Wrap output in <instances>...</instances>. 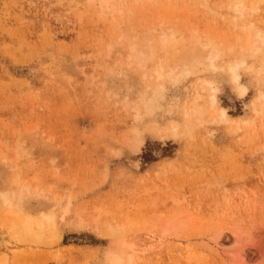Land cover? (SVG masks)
<instances>
[{"label": "rangeland", "instance_id": "374dc122", "mask_svg": "<svg viewBox=\"0 0 264 264\" xmlns=\"http://www.w3.org/2000/svg\"><path fill=\"white\" fill-rule=\"evenodd\" d=\"M236 1L0 0V192L28 186L22 212L57 213L63 236L19 240L0 205V264H264V51L240 70L248 96L227 71L242 55L227 52L217 70L189 66L150 93L152 72L167 73L166 54L181 57L183 44L246 45ZM258 7L246 25L264 33ZM162 29L174 35L160 48ZM202 79L215 83L227 122L211 115ZM193 106L198 125L182 113ZM173 125V137L155 130Z\"/></svg>", "mask_w": 264, "mask_h": 264}, {"label": "bare ground", "instance_id": "6f19581e", "mask_svg": "<svg viewBox=\"0 0 264 264\" xmlns=\"http://www.w3.org/2000/svg\"><path fill=\"white\" fill-rule=\"evenodd\" d=\"M135 2H133L134 4H136V1L137 0H134ZM150 1V0H149ZM152 1V0H151ZM169 1V0H168ZM234 1V0H233ZM264 0H239V1H236V2H232L233 4H231V5H228L229 6V8H230V6L233 8L232 10H234L235 11V13H236V17H235V21H239L240 22V24L242 25L241 27V31H242V34L244 33L246 36V38H245V43H246V45H241L240 46V44L237 46V47H239L238 48V50H236V49H234V47L233 46H231V44L227 47L228 48V50H226V51H224L222 48H220V47H218L217 45H215L214 43H209V44H206V43H204V42H201V41H197V42H194V43H192V44H188L187 46H185V44H183V46H180V47H178V48H176L177 49V51L176 50H173L172 52H179V54L178 55H181V57H176L175 56V54H173L176 58L174 59V61H173V58H174V56L172 57V53H168V54H166L167 56H166V58H169V56L171 55V63H173V64H171V66H170V64H168L169 65V69H168V65H167V63L165 64L166 66H167V73H163L162 72V67L161 66H159V69H156V72L154 73V72H152L153 74H155V76L157 77H154L155 78V80H159L158 82L156 81V84L154 85L153 84V88L151 89V91L152 92H150L151 93V96L153 95H156L158 92H160V91H162L163 90V88H164V86H163V84H161L160 82V80H164V79H169L170 81H176L177 80V73H181V75H179V76H182L183 74V76H187V74H189V69H188V67L190 66H195V65H202V66H204V65H208V66H210L211 68H212V70L214 71L215 69H216V64H215V62L222 56V55H224L225 54V52H227V53H229V54H231V53H235L234 55H237L238 56V54H241L242 55V57H241V59H239V60H237V61H233L232 60V62L233 63H231V64H229L228 65V69H227V71L229 72V75L231 76V80L235 83V85H236V87H237V90L240 92V94L242 95V96H246L247 95V93H248V89H247V87L245 86V85H243L241 82H240V79H241V75H240V70H242V69H246V68H248L247 67V62H246V58L248 57V59L249 58H255L256 56H258L259 54H262V52L264 51V33L263 32H261V31H256L255 33L254 32H252L253 30H255V26L253 25V22H252V24H249V25H246L247 23L246 22H248L249 20V16L252 14V13H255L257 10H258V6H259V4L261 3V2H263ZM142 2H143V0H142ZM141 2V3H142ZM147 2H148V0H147ZM139 3V2H138ZM121 4V3H120ZM125 5V4H124ZM129 5V4H128ZM132 5V4H131ZM137 5V4H136ZM130 6V5H129ZM135 6V5H134ZM127 7V6H126ZM132 7V6H131ZM173 8H175V7H173ZM122 9H126V8H122ZM128 11H129V9H127ZM126 10V11H127ZM233 11V12H234ZM116 13H118V15H120V13H121V11L120 10H117V11H115ZM120 12V13H119ZM122 14H123V12H122ZM119 17H121V15L119 16ZM122 18V17H121ZM168 18V17H167ZM131 20V19H130ZM129 19H128V21H130ZM127 21V22H128ZM162 22V21H161ZM238 22V23H239ZM120 23V22H119ZM157 23V22H156ZM160 23V22H159ZM116 25H117V23H116ZM129 25V24H128ZM156 25V24H155ZM235 25V24H234ZM239 25V24H238ZM151 25H149V27H150ZM153 26V25H152ZM160 26H162V25H160ZM173 26V25H172ZM175 26V25H174ZM148 28H147V26H146V30H147ZM166 29V28H165ZM163 30V29H162ZM166 30H170L171 31V28L170 29H166ZM173 30V29H172ZM261 30V29H260ZM145 31V30H144ZM164 31L165 30H163V32L162 31H160V33L159 34H155V36H157L159 39L157 40V42L158 41H160L159 43V47L161 48V46L163 47V46H166L167 45V40H168V38L169 37H171L170 36V34H172V36L174 35V32L173 33H171L170 31H168V32H170V34L169 35H167L166 36V34L164 33ZM192 31V30H191ZM149 32V31H148ZM166 32V31H165ZM196 32V31H195ZM155 33V32H154ZM167 33V32H166ZM124 34V35H123ZM122 35L123 36H125V33H123ZM149 34L150 33H144V36H143V38H144V42H145V37H147L148 36V39H149V37H151V36H149ZM162 34V35H161ZM196 34V33H195ZM121 35V36H122ZM160 35V36H159ZM137 36H138V34L136 35V36H134V38L133 39H135V38H137ZM169 36V37H168ZM139 37V36H138ZM241 36H239L238 38H236V40L235 41H238L239 40V38H240ZM122 37H120V39H121ZM141 38V37H140ZM194 38V37H193ZM192 38V40H194ZM206 38V37H205ZM125 39V37L123 38V40ZM137 39H139V38H137ZM148 39H146V42H145V46H146V43L147 44H149V40ZM155 39V38H154ZM170 39V38H169ZM142 40V42H143V39H141ZM191 40V42H193ZM147 41H149V42H147ZM208 41V40H207ZM225 41V40H224ZM137 42V41H136ZM219 42V41H218ZM239 42H240V40H239ZM238 42V43H239ZM243 42H244V40H243ZM156 43V42H155ZM155 43L153 44V45H149V47L151 46H154L155 45ZM237 43V42H236ZM240 43H242V42H240ZM219 44H220V42H219ZM218 44V45H219ZM229 44V43H228ZM133 45H134V42H132V50H133ZM136 45V44H135ZM161 45V46H160ZM219 46H222V44L221 45H219ZM225 46V45H224ZM181 47H184V49H185V47H186V52L183 54V50H182V53H180V50L182 49ZM153 48V47H152ZM171 48V47H170ZM178 49H180V50H178ZM151 50V49H150ZM170 50V49H169ZM169 50H168V48H167V52H169ZM235 50V51H234ZM161 51V50H160ZM164 51H166V50H164ZM135 52V51H134ZM171 52V51H170ZM166 53V52H165ZM183 54V55H182ZM225 55H227V54H225ZM153 56V55H152ZM229 56V55H228ZM222 58V57H221ZM257 58V57H256ZM262 58V57H261ZM159 59V58H158ZM167 60H169V59H167ZM173 61V62H172ZM257 61V60H256ZM261 61V60H260ZM259 61V62H260ZM164 62H165V60H164ZM222 62V61H221ZM254 62H255V60H254ZM262 62V61H261ZM137 64H138V62H137ZM157 64V63H156ZM163 64V63H162ZM255 64V63H254ZM263 64V63H262ZM141 64H138V66H139V68L141 67V69L143 68L142 66H140ZM158 65H160V63H158ZM157 65V66H158ZM226 65V64H225ZM261 65V64H260ZM224 66V65H223ZM259 66V65H258ZM189 67V68H190ZM206 69V68H205ZM251 69V68H250ZM180 70V71H179ZM217 70V69H216ZM226 70V69H225ZM260 70V69H259ZM248 71V70H247ZM258 71V70H257ZM262 72V71H261ZM264 72V71H263ZM187 73V74H186ZM144 74V73H143ZM186 74V75H185ZM145 75V74H144ZM152 75V74H151ZM149 76L150 78L151 77H153V75L152 76ZM263 75V74H262ZM146 76V75H145ZM178 76V77H179ZM144 78V77H143ZM146 78V77H145ZM166 79V80H167ZM205 79V78H204ZM149 80V79H148ZM203 80V79H202ZM152 81V80H151ZM147 82V81H146ZM201 83V85L203 86V91H204V89H208L209 91H210V95H209V107H211V109L212 108H214V111L211 113V115H215L216 114V116H217V118L218 119H220V121L222 122H227L228 121V115H227V113H226V110L224 109V108H218L217 107V105H218V99H217V92H218V89L216 88V86H215V83L213 82V81H210V80H203V81H200ZM148 83V82H147ZM158 83V84H157ZM195 83H197V82H195ZM148 86V85H147ZM146 86V87H147ZM199 86V85H198ZM196 88V87H195ZM148 90L150 89V88H147ZM148 90L145 92V94L148 92ZM192 90H193V88H192ZM195 90V89H194ZM200 90V89H199ZM143 91H144V89H143ZM142 91V92H143ZM141 92V93H142ZM148 92V93H149ZM140 95V94H139ZM147 95V94H146ZM145 95V96H146ZM145 96H143V99H144V101H146V104L148 105L152 100H149V102H148V100L147 99H151V96H150V94L149 95H147L149 98H145ZM248 96V95H247ZM198 99L199 98H201V95L198 93L197 94V96H196ZM204 98H205V96H203ZM255 98V97H254ZM202 99V98H201ZM208 99V98H207ZM257 99V98H256ZM258 99L261 101V104H262V108H263V110H264V93H262V94H260L259 95V97H258ZM257 99V100H258ZM139 100H140V98H139ZM204 100H206V99H204ZM203 100V101H204ZM258 100V101H259ZM138 101V100H137ZM143 101V102H144ZM193 101V100H192ZM208 101V100H207ZM142 102V103H143ZM196 102H197V100H196ZM195 102V103H196ZM252 102V101H251ZM133 103V102H132ZM136 103V102H135ZM194 103V102H193ZM139 104H140V102H139ZM138 104V105H139ZM159 104V103H158ZM206 104V103H205ZM252 104V103H251ZM136 105V104H135ZM137 105V106H138ZM142 105V104H141ZM156 105V104H155ZM256 105V104H255ZM130 106V105H129ZM128 105H126V107L128 108L129 107ZM132 106H134V104L132 105ZM144 106V105H143ZM146 106V105H145ZM183 106V105H182ZM189 106H190V104H189ZM206 106V105H205ZM208 106V105H207ZM125 107V108H126ZM135 107V106H134ZM134 107H131L130 106V109H132V108H134ZM186 107V106H185ZM197 107H200V109H201V106H197ZM147 108V107H146ZM135 109V110H134ZM132 111H134V112H131V110H130V112H131V114H135V116H134V114H133V116L135 117V120H136V118L138 117V108H134ZM137 109V110H136ZM147 109H149V107L147 108ZM203 109V108H202ZM143 110V109H142ZM154 110H155V108H154ZM186 110V109H185ZM260 110V109H259ZM144 111V110H143ZM187 111V110H186ZM256 111V110H255ZM261 111V110H260ZM150 112H151V110H150ZM156 112V111H155ZM181 112V111H180ZM200 112V111H199ZM182 113H185L184 115L189 119V118H191L190 116H195V118H196V116L198 115V110L193 106V108L191 109V111H190V113L187 111V112H185L184 111V109H183V112ZM257 113V112H256ZM202 114H204V113H202ZM147 115H149V114H147ZM182 115V114H181ZM183 115V116H184ZM209 115H210V113H209ZM133 117V118H134ZM140 117H143L142 115H139V118ZM202 117V116H201ZM209 117V116H208ZM207 117V118H208ZM260 117H262V116H260ZM139 118H138V120H139ZM185 118V117H184ZM206 118V117H205ZM200 119V118H199ZM199 119H197L196 118V123H197V125H198V121H199ZM215 119V118H214ZM260 119V118H259ZM132 120V119H131ZM134 120V119H133ZM134 120V121H135ZM186 120V119H185ZM195 120V119H194ZM211 121V120H210ZM215 121V120H214ZM255 121V120H254ZM264 121V120H263ZM136 122V121H135ZM140 122V121H139ZM143 122V121H142ZM181 122H182V120H181ZM201 122V121H200ZM216 122V121H215ZM224 122V123H225ZM137 123V122H136ZM202 123V122H201ZM218 123V122H217ZM241 123V122H240ZM243 123V122H242ZM250 123H252L251 121L249 122V124ZM159 124V123H158ZM185 124V123H184ZM184 124H183V126H184ZM200 124V123H199ZM231 124H232V122H231ZM237 124H238V122H237ZM245 124V123H244ZM244 124H242V126L244 125ZM246 124H248V123H246ZM246 124H245V126H246ZM136 125V124H135ZM170 125V124H169ZM191 125H192V121H191ZM190 125V126H191ZM193 125H194V123H193ZM182 126V127H183ZM189 126V125H188ZM189 126V127H190ZM195 126V125H194ZM193 126V127H194ZM248 126V125H247ZM263 126V125H262ZM151 127H154V125L153 126H151ZM186 127H187V125H186ZM189 127L187 128L188 129V131L190 130L189 129ZM236 127V124H235V126H234V128ZM147 129H148V127H146ZM166 128V127H165ZM191 128V127H190ZM195 128V127H194ZM237 129L239 128L238 127V125H237V127H236ZM236 128H235V130H236ZM241 128V127H240ZM263 128V127H262ZM186 129V130H187ZM134 129H132V131H133ZM155 130H156V132L158 133V134H160L163 138L165 137H167V136H170V137H173L172 135H177V131L178 130H176V126H172L171 128L169 127V129L167 128V129H161V128H158V127H155ZM135 131H137V130H134L133 132H131V130H129V132L130 133H132V134H134L135 133V137L136 138H132V140L134 141L135 139V142H137V144H139L140 146L144 143V138H145V136H144V138H143V135H142V133L140 134L139 133V131H137V132H135ZM148 131V130H147ZM188 131H186V132H188ZM143 132V131H142ZM191 132V131H190ZM182 133V132H181ZM181 133H178V134H180L181 135ZM189 133V132H188ZM187 133V134H188ZM159 138H160V136H159ZM134 144V143H133ZM136 146V145H135ZM16 181V180H15ZM11 185H12V183H10ZM9 184V185H10ZM14 184V183H13ZM17 185V184H16ZM19 185V184H18ZM40 186V185H39ZM38 186V188H40ZM9 187V186H8ZM36 188V187H35ZM15 189V188H14ZM45 190V189H44ZM4 191V190H3ZM10 191V190H9ZM24 191H26V193L27 192H29V187L28 186H26L25 184H22L21 186H20V188L18 189V191L17 192H12L11 194H6V193H2V192H0V205H4L5 206V208H6V214H7V216H6V219H4V223H5V225L7 226V229H9V231L11 232V234H13V235H15V236H17L18 238H19V240L21 239V240H28V239H34V240H36V242L37 241H39V244H40V240H42L43 241V239L45 238L47 241H49V242H51V244H53V243H59L62 239H63V236L58 232V224H57V220H56V214L54 213V212H52V211H50V212H41L39 215H38V217L37 216H33V215H30V214H26V213H23L22 212V210H21V208H23V207H21L20 206V204L22 203L21 201H22V195H23V193H24ZM36 191H38V190H36ZM46 192V191H45ZM32 194V193H31ZM38 194V193H37ZM40 194V193H39ZM43 194V193H42ZM41 194V195H42ZM34 196V195H33ZM37 196H39V195H37ZM36 197V196H35ZM54 198V197H53ZM55 198H56V196H55ZM29 199V198H28ZM57 199H59V198H57ZM69 199V198H68ZM72 200V199H71ZM16 201V202H15ZM59 201V200H58ZM69 201H70V199L68 200V205H70L69 204ZM21 202V203H20ZM58 204V203H57ZM56 204V205H57ZM67 207V206H66ZM57 208V207H56ZM2 211V210H1ZM27 211V210H26ZM3 213H4V211H3ZM1 214V213H0ZM1 216V215H0ZM2 218V217H1ZM5 218V217H4ZM2 224H3V222H2ZM1 224V225H2ZM2 230V229H1ZM0 230V231H1ZM14 238V237H13ZM17 239V238H16ZM12 240V239H11ZM5 241V240H4ZM3 241V234L0 232V243H2V242H4ZM29 241V240H28ZM33 241V240H32ZM36 242L35 243H33V244H36ZM5 243H6V241H5ZM4 243V245H6ZM21 243V242H20ZM47 243V242H46ZM48 245H50V243H47ZM45 245V244H44ZM58 245V244H57ZM216 245H218V243H216ZM27 246H29V245H27ZM219 246V245H218ZM25 247V246H24ZM48 247V246H47ZM53 247V246H52ZM216 247V246H215ZM215 250V249H214ZM16 254V253H15ZM61 254V253H60ZM122 254H124L123 252H122ZM121 254V255H122ZM215 254H217V253H215ZM120 255V257L121 258H123L122 256ZM116 256V255H115ZM114 256V257H115ZM6 257V255L3 257V259ZM18 257V256H17ZM113 257V258H114ZM19 258V257H18ZM130 258V257H129ZM6 259V258H5ZM4 259V260H5ZM14 259V258H13ZM15 259H16V257H15ZM23 259V258H22ZM126 259V258H125ZM18 260V259H17ZM21 260V259H20ZM108 260V259H107ZM107 260H105V261H107ZM15 261V260H14ZM111 261V260H110ZM119 259H117L115 262L118 264L119 263ZM122 261V260H121ZM130 261V260H129ZM12 262V261H11ZM108 262V261H107ZM15 263H17V261L15 262ZM19 263V262H18ZM114 263V262H113ZM121 263V262H120ZM3 264H6V261H4L3 262ZM11 264V263H10ZM132 264V263H131Z\"/></svg>", "mask_w": 264, "mask_h": 264}]
</instances>
